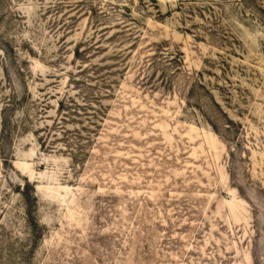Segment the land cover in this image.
<instances>
[{"label":"rangeland","instance_id":"1","mask_svg":"<svg viewBox=\"0 0 264 264\" xmlns=\"http://www.w3.org/2000/svg\"><path fill=\"white\" fill-rule=\"evenodd\" d=\"M0 264H264V0H0Z\"/></svg>","mask_w":264,"mask_h":264}]
</instances>
